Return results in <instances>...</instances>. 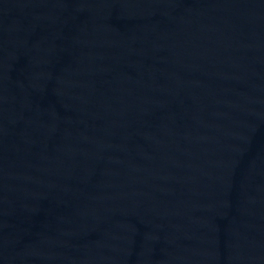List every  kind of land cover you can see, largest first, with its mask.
I'll return each mask as SVG.
<instances>
[{
	"label": "water",
	"instance_id": "1",
	"mask_svg": "<svg viewBox=\"0 0 264 264\" xmlns=\"http://www.w3.org/2000/svg\"><path fill=\"white\" fill-rule=\"evenodd\" d=\"M0 264H264V0H0Z\"/></svg>",
	"mask_w": 264,
	"mask_h": 264
}]
</instances>
